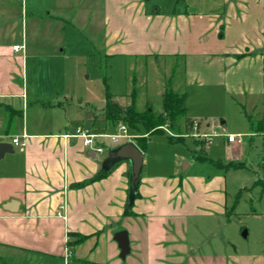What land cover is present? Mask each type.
I'll return each mask as SVG.
<instances>
[{
    "label": "crops",
    "instance_id": "obj_1",
    "mask_svg": "<svg viewBox=\"0 0 264 264\" xmlns=\"http://www.w3.org/2000/svg\"><path fill=\"white\" fill-rule=\"evenodd\" d=\"M34 1L18 23V1L0 0V141L14 148L0 159V264H264V251L223 252L203 245L210 227L206 221L222 225L230 211L226 172L244 167H220L203 149L186 169L195 161L216 171L181 175L145 168L144 160L130 205L129 162H117L97 177L104 159L93 149L103 145L105 153L114 147L107 144V134L121 123L96 113L87 122L68 116L63 86L36 69L41 51L54 65L62 64L66 54L56 51H65L61 46L70 21L109 58L182 55L187 82L204 76L237 85L234 89L246 95L252 111L249 140L227 142L233 155L250 163L246 148H257L264 170V0H210L206 9L182 6L181 0ZM16 44L22 46L15 50ZM189 119L200 133L213 130V122ZM85 132L96 134L92 146L85 143ZM23 134L26 145H15L13 138ZM123 229L130 245L124 259L114 239Z\"/></svg>",
    "mask_w": 264,
    "mask_h": 264
},
{
    "label": "rangeland",
    "instance_id": "obj_2",
    "mask_svg": "<svg viewBox=\"0 0 264 264\" xmlns=\"http://www.w3.org/2000/svg\"><path fill=\"white\" fill-rule=\"evenodd\" d=\"M15 1L19 3L15 17L18 23H21V20L25 19L27 10L30 14V3L36 4V1ZM181 2V5L185 7L201 9L210 7V0H186L185 2L181 0ZM155 3L159 4V1L155 0ZM72 7L73 1L72 6L68 8ZM77 7L81 8L78 5ZM41 9L44 13L51 9V5ZM66 30L61 46L65 47V51H56L66 54L62 64L54 65L49 53L41 51L40 54L43 57L36 60V69L39 70L40 77L56 82L57 87L63 86L61 93L65 90L70 102L66 111L68 116L78 118L82 122H87L88 118L93 117L95 113L96 118H104L103 107L108 93L123 109L134 101L137 110L144 111L147 107H152L155 112H161L163 111L162 97L167 87L185 91L188 117L193 116L203 122H213L211 133H217V135L211 137L213 140L211 144L205 142L199 144L192 136L194 123L190 122L186 123L183 131L180 130L185 133L166 126L147 134L145 168L151 165L155 169H170L173 173L178 172L181 175L184 172L200 170L216 171L217 168L208 162L200 164L195 161H192L191 166L186 169L191 156L200 154L201 149L204 152L207 151L206 155L211 159L221 158L225 162H238L244 168L231 169L225 176L230 211L223 216L222 225L213 219L206 221L210 222L208 225L210 227H207L203 245L205 249L212 245L217 251L223 252L264 251V194H259V187H253L256 181L264 180V174H261L264 170L259 158L260 152L257 148H246L247 154L251 155L252 163L249 159L242 161L233 155V148L227 142V134L230 132L244 133L243 139L249 140L248 120L252 111L245 101L246 95L234 89L237 85L225 86L220 82L212 83L206 81L207 78L205 80L204 76L203 79L197 77L187 82L186 63L182 55L109 58L98 51V45L90 38L88 32L76 23L70 21ZM57 31L62 33V30ZM47 63L48 67H46ZM190 70L193 75L195 70L192 68ZM116 123L127 126L128 137H121L117 142L106 138L108 145L116 146L125 139L126 141L134 139L146 132L144 128L136 131L125 121H116ZM97 156L104 159L107 156V149L105 153H99ZM233 203H237L234 209L231 208ZM244 230L247 231L246 236L243 235Z\"/></svg>",
    "mask_w": 264,
    "mask_h": 264
},
{
    "label": "trees",
    "instance_id": "obj_3",
    "mask_svg": "<svg viewBox=\"0 0 264 264\" xmlns=\"http://www.w3.org/2000/svg\"><path fill=\"white\" fill-rule=\"evenodd\" d=\"M186 99L187 93L185 91L176 90L169 86L165 89L162 97L163 111L155 112L152 107H147L146 110L140 111L135 108L134 101H132L131 105L127 106L125 109L121 108V106H119L108 93L103 107L104 119L110 120L111 122L125 121L129 127L135 128L136 131H140L144 128L146 130L145 133H152L161 130L163 126H168L180 133H185L182 131L185 129L184 127L186 126V123H193L187 115ZM134 139H136L138 146L145 148L146 136H136ZM197 158L202 160L206 159L201 155ZM212 162L220 167H225L226 169L242 168L238 162L234 163L233 161H228L227 163H223L220 159ZM107 171L108 170L102 169L97 177L104 176ZM253 187H259V194H264V180H262V182L256 181ZM236 204L233 203L232 209L235 208ZM129 209L130 206H127L126 212H128Z\"/></svg>",
    "mask_w": 264,
    "mask_h": 264
},
{
    "label": "water",
    "instance_id": "obj_4",
    "mask_svg": "<svg viewBox=\"0 0 264 264\" xmlns=\"http://www.w3.org/2000/svg\"><path fill=\"white\" fill-rule=\"evenodd\" d=\"M14 151L13 145L7 141H0V159L6 153H12ZM90 155H94V150L89 151ZM120 161L129 162V189H128V201L131 205L139 190L140 179L143 171L144 154L140 147L132 140L122 142L114 147L107 149V156L102 162V169L109 170L115 163ZM15 203V202H10ZM243 235H247V231L244 230ZM114 239L118 242L120 248V257L124 259L130 251L129 238L127 230L123 229L117 231L114 235Z\"/></svg>",
    "mask_w": 264,
    "mask_h": 264
},
{
    "label": "built area",
    "instance_id": "obj_5",
    "mask_svg": "<svg viewBox=\"0 0 264 264\" xmlns=\"http://www.w3.org/2000/svg\"><path fill=\"white\" fill-rule=\"evenodd\" d=\"M21 46L22 45L16 44V45H14V49L18 50ZM197 125H198L197 123L193 124L192 128L195 130L193 133V136L196 137V139H205L208 144H211L213 142L211 137L217 135V133H200V132H198ZM82 134L85 137V143L87 145L92 146L93 145V137H95L96 134H90V133H86V132L82 133ZM107 135L111 138L112 141L117 142V141H119V139L121 137H128L127 136L128 135L127 134V126L125 124H120L117 132L110 133ZM227 139H228V141H231V142L241 143L243 141V136L241 134L228 133ZM13 142L15 145H18L20 147H24L26 145V135L23 134L22 138L19 136L14 137ZM93 149L98 153H102V152H104L105 147L103 145L102 146L98 145V146H95ZM66 264H69V262L66 261Z\"/></svg>",
    "mask_w": 264,
    "mask_h": 264
}]
</instances>
